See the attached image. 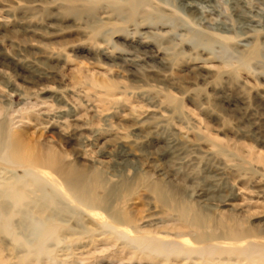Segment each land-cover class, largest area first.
<instances>
[{
    "label": "rangeland",
    "instance_id": "rangeland-1",
    "mask_svg": "<svg viewBox=\"0 0 264 264\" xmlns=\"http://www.w3.org/2000/svg\"><path fill=\"white\" fill-rule=\"evenodd\" d=\"M228 2L222 34L171 0H0V264H264V23L242 41Z\"/></svg>",
    "mask_w": 264,
    "mask_h": 264
},
{
    "label": "bare ground",
    "instance_id": "bare-ground-1",
    "mask_svg": "<svg viewBox=\"0 0 264 264\" xmlns=\"http://www.w3.org/2000/svg\"><path fill=\"white\" fill-rule=\"evenodd\" d=\"M176 4L175 10L181 13L183 16L186 17H193L194 22L198 26L207 25L204 29H208V26H214V30L220 31L222 34L227 33L228 30L225 28V24L218 20H213L212 16L216 14L214 3L215 0H171ZM147 0H133L131 5L132 10H136L141 7L143 4H146ZM229 11L236 19L238 23V36L241 38L242 41H247L249 38V33H256L259 29L263 28L260 24L264 23V15L256 12L254 8H249V5L246 3L245 0H229L228 2ZM257 9V8H256ZM258 10V9H257ZM217 16V15H216ZM255 18H258L256 22ZM263 21L262 23L260 21ZM218 24H217V23ZM242 46V45H241ZM33 164L36 166L44 167L46 164L47 166H54L55 161L52 157L47 156L45 160L41 161L37 158L33 159ZM70 177V178H67ZM65 179V186L68 188L69 191L76 192L79 196L77 197L80 200L81 204L87 205V197H89L92 193L97 191V189H102V185L97 181H88L84 180V176L80 174H71L67 176ZM156 197L160 200L162 198V191L160 187L155 188ZM204 194V193H203ZM224 192H221V197L223 203H227L228 199L232 195H227ZM73 195V194H72ZM16 202V200H14ZM193 224V225H192ZM191 226L197 231L199 229V222L192 223ZM193 229V230H194ZM52 229L50 227L44 229L41 233L40 238L38 239L37 246H35V251L37 253H42L46 251V241L49 236H51ZM144 241L138 243L140 246H144ZM150 248V247H149ZM169 250V249H168ZM172 251V250H171ZM170 252V251H169ZM173 252V251H172ZM177 253V252H176Z\"/></svg>",
    "mask_w": 264,
    "mask_h": 264
}]
</instances>
